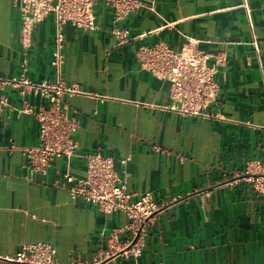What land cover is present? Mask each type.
Segmentation results:
<instances>
[{
	"label": "crops",
	"instance_id": "crops-1",
	"mask_svg": "<svg viewBox=\"0 0 264 264\" xmlns=\"http://www.w3.org/2000/svg\"><path fill=\"white\" fill-rule=\"evenodd\" d=\"M247 1L248 8L244 0H154V10L141 7L115 22L113 6L97 0L94 29L68 23L64 78L81 92L65 99L79 122L78 149L46 174L31 178L26 167L23 147L39 143L40 127L22 108L48 99L13 85L0 90L8 100L0 104V264L38 241L56 247L59 264L76 257L93 264L108 249L127 214L105 215L74 199L57 172L84 177L85 155L96 151L125 170L131 201L149 191L163 207L138 259L115 254L100 264H264V0ZM21 26L13 0H0V75L55 81L53 18L35 25L28 47ZM117 28L128 33L119 38ZM188 37L199 40L209 64L219 63L208 116L175 110L170 83L138 57L143 45L181 49ZM129 237L119 233L121 246Z\"/></svg>",
	"mask_w": 264,
	"mask_h": 264
},
{
	"label": "built area",
	"instance_id": "built-area-1",
	"mask_svg": "<svg viewBox=\"0 0 264 264\" xmlns=\"http://www.w3.org/2000/svg\"><path fill=\"white\" fill-rule=\"evenodd\" d=\"M97 0H13L19 8L22 19L21 40L26 47L30 45L32 33L37 23L52 17L55 25L54 49L51 65L57 79L55 81H34L24 73L17 77L0 75V90L7 85L19 88L22 95L41 94L48 99V105L36 106L24 101L23 111L33 114L39 121V143L24 146L23 152L28 161L26 167L30 177L36 173L46 174L57 158L65 157L70 161L76 155L78 142L75 132L79 127L76 117L68 110L66 95L81 92L78 85L67 84L64 78L66 63L65 26L71 23L79 28L96 27L95 3ZM113 6L114 21L121 22L134 10L144 7L154 10V0H106ZM248 8V1L244 0ZM128 30L117 28L116 35L123 38ZM256 51L260 50L258 40H253ZM199 40L188 37L181 49H175L167 42L143 45L138 57L143 68L170 83L172 107L187 115L208 116V108L216 99L219 82L218 65L209 64V56L199 48ZM0 104L8 105L7 97L0 95ZM87 171L84 177L74 175L68 168L57 171L64 179L62 187L74 199L93 205L105 215L124 212L129 221L122 227L110 232L109 247L93 261L100 264L110 256L123 254L139 258L145 245L144 237L149 225L161 212L151 192L142 193L136 200H130L127 191V174L118 171L115 158L96 151L85 155ZM131 155L120 159L127 165ZM264 176V175H263ZM264 178V177H263ZM264 187V179L259 181ZM129 232L130 237L121 246L119 233ZM57 249L49 241L24 243L15 255L8 256L7 264H59ZM72 264H87L76 257ZM140 264V263H138Z\"/></svg>",
	"mask_w": 264,
	"mask_h": 264
}]
</instances>
